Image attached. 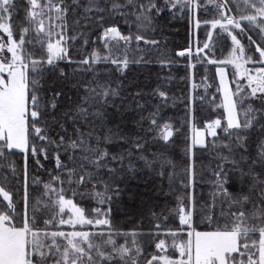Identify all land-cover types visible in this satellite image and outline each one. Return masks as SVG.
Masks as SVG:
<instances>
[{
	"label": "snow or ice",
	"instance_id": "6c2138e0",
	"mask_svg": "<svg viewBox=\"0 0 264 264\" xmlns=\"http://www.w3.org/2000/svg\"><path fill=\"white\" fill-rule=\"evenodd\" d=\"M26 3L24 19L18 21L16 0H0V264H140L144 253L134 239L136 233H131V245L113 238L121 235L111 230L113 197L128 188V177L145 169L171 183L178 165L167 153L150 151L148 146L150 141L175 143L180 130L156 106L137 121L148 138L124 133L123 113L114 103L123 101L124 86L99 80L97 65L110 63L121 73L128 68L127 55H113L109 47L113 41L128 45L135 39L147 46L159 42L142 34L125 36L115 26L103 27L102 14L109 0ZM207 4L214 5L215 15L203 22V44L196 41L198 62H205L200 56L205 49L209 50L205 56L212 54L214 33L217 37L227 33L233 45L227 58L206 61L222 65L217 68L220 111L218 118L198 121L194 108L189 109V120L184 122L189 134L184 149L187 165L182 171L188 181L184 187L193 192L187 197L188 207L180 198L175 210L177 231L161 233L160 225L155 226L154 235L171 237V243L159 239L156 252L145 264H264V0H207ZM207 4L201 0H124L123 4L112 0L108 10L133 9L138 30L154 31V17L165 10L172 15L191 14L198 29L201 20L197 13L201 8L207 12ZM77 9L82 15L75 24L83 20L85 25L89 21L101 25L107 55L92 51L79 60L72 58L75 49L70 54L69 42L76 37L68 35V17ZM235 30L256 32L261 43L247 38L258 57L245 54ZM83 43L87 45V39ZM187 51L193 54L191 48ZM62 63L77 66L73 76H92L63 107L64 86L45 89L42 84L57 69L60 78L67 80L68 74L60 69ZM228 66L233 68L234 91ZM155 94L167 104L166 92L157 90ZM137 97L139 92L133 100ZM137 108L146 110L138 100ZM209 148L216 152L219 163L213 170L214 191L205 211L198 208L194 195L196 150ZM16 155L21 158L19 166L12 159ZM13 180L20 185L18 199L4 186ZM30 187L42 188V192L30 195ZM128 194L130 198L137 195L130 190ZM84 200L95 206H82ZM65 225L70 230H64ZM169 248L179 252L178 259L172 258Z\"/></svg>",
	"mask_w": 264,
	"mask_h": 264
},
{
	"label": "trees",
	"instance_id": "16d2710c",
	"mask_svg": "<svg viewBox=\"0 0 264 264\" xmlns=\"http://www.w3.org/2000/svg\"><path fill=\"white\" fill-rule=\"evenodd\" d=\"M68 2L71 3V0H68ZM101 2L103 3V0ZM111 2L112 0H109V3L105 5V12L102 14L104 15L103 27L115 26L125 36L132 35L134 37L136 34H142L159 42L157 46H148L146 51L130 54L128 68L123 73L110 63L97 65V70L100 73L99 80L108 81L113 87L116 86L117 82L124 86L121 91V96L124 98L123 101L120 99L114 101L116 105L120 106V110L123 113V123L121 124L123 132L128 135L139 134L146 136L137 121H139L141 116L146 117L149 111H153L156 106L161 108L164 118L170 119L175 127L180 130L175 138V143L163 145L150 141L148 146L150 151L159 150L167 153L178 165L177 174L173 176L171 183L167 177L161 178L151 170L145 169L144 171H138L134 178L128 177V188L119 197H113L111 230L114 233H121L119 236L114 235L113 238L119 244H123L127 240L129 245H131L133 239L131 233H136L137 235L134 239L144 253L140 264H145V260L150 259L151 254L156 252L155 244L161 239V235H154L158 231L155 226L160 225L159 231L161 233L167 229L177 231L179 217L176 215L175 210L180 204V198L185 199L184 206L188 207L187 197L191 190L190 187H184V184H187L188 181L182 169L187 165L184 149L187 147L185 140L189 134L185 131L188 125L184 122L189 120L188 113L190 108H194L198 121L200 118L205 120L218 118L220 110L217 109V104L221 100V94L220 91H217L219 87L217 68L221 65L207 63V59L201 54L200 56L204 58L205 62H198L194 49L197 46V40H199L201 45L203 44L206 26L201 27L195 36L190 15H172L165 10L154 17V31L152 29L144 31L138 30L133 9L122 8L118 12H112L108 10ZM119 2L123 4L124 0H119ZM16 3V19L22 21L27 3L26 0H16ZM79 15H82V12L77 9L76 13L70 11L68 17V35L76 37L75 40L69 42L70 54L75 49V54L72 55V58L79 60L92 51H99L101 54H105L103 39L100 38L102 37L101 25L95 21H89L85 25L83 20L77 25L74 20L79 18ZM211 16L213 18L212 14ZM205 18L207 16L202 15L201 21H204ZM243 26L247 28L246 22ZM219 31L217 29V32ZM233 34L244 45L246 55H253V59L258 57V53H254V45H250L247 38L251 36L256 43H261L254 30L247 31L246 34H241L239 30H235ZM85 39L88 41L87 45L83 43ZM214 39L215 46L211 50L212 54L209 57L216 60L227 58L233 47L231 37L227 33H222L219 37L214 34ZM189 48L192 49V55H177L180 52L187 51ZM208 51V49H205L204 53ZM250 66L252 67V65ZM75 67L77 66L60 64V69H63L68 74L67 80L60 78L59 69H57L48 73L45 80L42 81L45 89H49L54 85L64 86L66 95L61 97V107L70 103L69 97L75 99V93L82 82L92 79L91 74L73 76L72 72ZM192 78L195 81L197 79L206 81L200 84L201 86L195 93H192ZM157 90L166 92L169 97L167 104L161 103L160 98L155 94ZM137 92L140 93V97L133 100ZM194 97L195 101L193 103ZM137 100L139 104L144 106L145 111H140L137 108ZM125 109L128 110L125 111ZM116 123H120V121H116ZM143 128H147V121L143 122ZM69 131H71V128H69ZM146 138L148 137L146 136ZM196 157L197 182L194 195L197 199L198 208H203L207 211L214 189L213 181L216 179L212 169H216L219 160L216 152L211 148L198 150ZM12 159L19 166L20 156H13ZM4 186L6 190L13 193L14 199L19 198L20 193L16 189L20 185L15 180ZM129 190L136 192L137 195L134 198H130ZM29 191L30 195H40L42 188L30 187ZM0 200H2V197H0ZM81 203L85 207L89 203L95 206L94 202L89 200H84ZM164 217H167V219H164ZM103 230L105 232L108 231L107 228ZM124 233L128 235L124 236ZM165 239H167V243H171V237L167 236ZM168 251L172 258H179L178 251L173 253L171 248Z\"/></svg>",
	"mask_w": 264,
	"mask_h": 264
},
{
	"label": "rangeland",
	"instance_id": "374dc122",
	"mask_svg": "<svg viewBox=\"0 0 264 264\" xmlns=\"http://www.w3.org/2000/svg\"><path fill=\"white\" fill-rule=\"evenodd\" d=\"M162 2V0H157V3H161ZM201 2H202V4H207V0H201ZM207 8H208V11L207 12H205L204 11V9L203 8H201L200 9V11L197 13V15H198V17H199V19L201 20V16L202 15H204V16H207V18H205L204 19V21L205 20H209V19H212V16H211V14L214 16L215 15V12H214V5H212V4H207ZM211 13V14H210ZM176 15H181V14H176ZM190 16H191V14H189ZM191 21H192V23H193V26H194V22H193V20L191 19ZM204 21H201V27H203L204 26ZM200 27V28H201ZM200 28H195V26H194V35L196 36L197 35V33H198V31H199V29ZM211 30V29H210ZM217 31V30H216ZM215 34V33H214ZM103 43H104V41H103ZM109 47H112V50H113V55L114 56H120L121 58L124 56V55H127V58H128V60H129V55L130 54H132L133 52H142V51H146V50H148V46L147 45H145L144 44V42L143 41H140V42H136L135 40H133L130 44H128V45H125L124 44V42L123 41H121L120 43H119V45H116V42L115 41H113V42H111L110 43V45H109ZM194 51H196V48L194 49ZM185 52V54H188L189 55V53H188V51H184ZM108 54V50L105 48V54H102V55H107ZM203 57H205L206 59H212V58H210L209 56H205V53L204 52H202V53H200ZM178 56H180L179 55V53L177 54ZM259 55V54H258ZM116 66V65H115ZM222 66V65H221ZM247 67H250L251 68V66L250 65H247ZM226 71H227V73H228V80H229V82H230V84H231V86H232V89H233V91L235 90V81H234V79H233V75H232V73H233V68H232V66H228V68L226 69ZM218 77H219V74H218ZM206 81L204 80V79H197L196 81L192 78V93H195L196 91H197V89L201 86L200 84H203V83H205ZM219 82H220V77H219ZM240 83L241 84H243V83H245V81H240ZM193 85H195L196 87H193ZM220 94H221V99H222V91H220ZM209 139H211V137H209ZM200 151V149H197L196 150V155H197V151ZM213 170H215V168H213L212 169V171ZM214 182H215V180L213 181V186H214ZM196 186V185H195ZM190 190H191V193L193 192V189L190 187ZM213 191H214V189H213ZM212 191V192H213ZM63 228H64V230H66V231H68V230H70V228L67 226V225H65V226H63ZM168 230V229H167ZM166 230V231H167ZM165 238H167V236H165V235H161V239H165ZM166 240V243H167V239H165Z\"/></svg>",
	"mask_w": 264,
	"mask_h": 264
}]
</instances>
